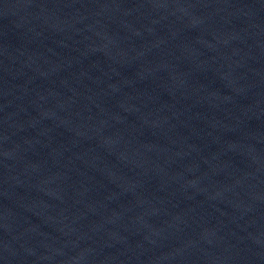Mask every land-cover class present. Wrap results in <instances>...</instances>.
Returning a JSON list of instances; mask_svg holds the SVG:
<instances>
[{
    "label": "water",
    "instance_id": "95a60500",
    "mask_svg": "<svg viewBox=\"0 0 264 264\" xmlns=\"http://www.w3.org/2000/svg\"><path fill=\"white\" fill-rule=\"evenodd\" d=\"M0 264H264V0H0Z\"/></svg>",
    "mask_w": 264,
    "mask_h": 264
}]
</instances>
